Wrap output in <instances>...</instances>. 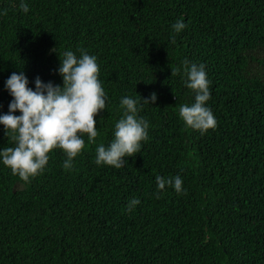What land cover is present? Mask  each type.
<instances>
[{"label": "trees", "instance_id": "16d2710c", "mask_svg": "<svg viewBox=\"0 0 264 264\" xmlns=\"http://www.w3.org/2000/svg\"><path fill=\"white\" fill-rule=\"evenodd\" d=\"M21 2L0 0V115L14 72L33 91L37 77L62 87L66 51L97 58L106 107L71 170L54 149L25 183L0 160V264H264V0H23L27 13ZM185 60L210 81L217 127L203 135L179 117L195 102L183 70L171 75ZM152 93L138 104L141 151L120 169L97 165L121 100ZM157 176H179L184 191H158Z\"/></svg>", "mask_w": 264, "mask_h": 264}, {"label": "clouds", "instance_id": "9594fccd", "mask_svg": "<svg viewBox=\"0 0 264 264\" xmlns=\"http://www.w3.org/2000/svg\"><path fill=\"white\" fill-rule=\"evenodd\" d=\"M23 12L29 7L23 0L20 4ZM175 33H180L186 25L177 21L173 24ZM175 44V36L170 38ZM181 70L186 77L185 86L195 94V102L179 106V117L185 126L199 131L201 135L215 130L217 120L206 103L211 98L210 81L205 66L187 60L181 67L171 71V75H180ZM99 65L95 56L81 51L79 58L66 51L60 59L59 75L63 86H54L51 82L43 83L39 77L35 80V90L28 87V79L23 72L12 73L6 81V89L12 97L8 113L0 115V125L10 135L15 147L0 150V160L25 183L41 174L48 164L49 153L60 149L67 159L63 168L71 170L74 159L85 148L83 137L87 135L90 143H95L98 136L95 117L106 107L105 90L99 80ZM157 95L152 93L148 99L139 97V101L125 97L120 106L123 116L115 124L114 139L108 147L101 143L96 148L97 165H106L120 169L126 164V157H134L141 151V142L148 139L149 124L143 117H138L140 101L152 104ZM19 112L16 116L13 113ZM158 191L172 186L177 194L184 191L183 181L179 176H157ZM157 198H159L157 196ZM140 203L133 198L128 211Z\"/></svg>", "mask_w": 264, "mask_h": 264}]
</instances>
